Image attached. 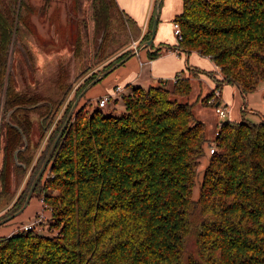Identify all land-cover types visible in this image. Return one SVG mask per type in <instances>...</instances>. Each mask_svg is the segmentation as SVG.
Returning <instances> with one entry per match:
<instances>
[{"label":"trees","instance_id":"obj_1","mask_svg":"<svg viewBox=\"0 0 264 264\" xmlns=\"http://www.w3.org/2000/svg\"><path fill=\"white\" fill-rule=\"evenodd\" d=\"M79 1L72 0L78 27L86 29L87 14ZM181 1L182 11L173 18L181 29V43L165 47L208 57L220 74L215 89L234 84L244 96L253 92L264 81V0ZM86 2L95 62L107 58L103 50L107 37L114 39L113 22L125 34L124 19L134 42L150 38L155 3L140 37L139 26L116 0ZM30 7L26 0H0V209L12 201L19 176L73 86L60 74L66 70L60 64L48 91L37 84L20 88L25 76L33 82L26 45L35 34ZM76 38L77 33L73 48ZM129 41L126 38L121 47ZM17 42L25 52L21 58L15 53ZM159 52H147L148 58ZM128 54H120L104 71ZM182 75L169 88L135 87L124 97L119 115L99 110L88 114V101L72 114L47 162L50 176L41 186L43 171L35 187L43 207L52 211L56 233L32 229L0 236V264H264V117L254 123L242 114L238 122H220L210 154L204 123L189 102L190 77ZM72 99H67L62 123ZM202 102L206 104L205 97ZM14 107L9 121L15 126L4 120ZM30 113L37 117L34 141ZM23 138L27 146L17 153V165L13 153L23 146ZM207 147L209 157L194 199Z\"/></svg>","mask_w":264,"mask_h":264},{"label":"rangeland","instance_id":"obj_2","mask_svg":"<svg viewBox=\"0 0 264 264\" xmlns=\"http://www.w3.org/2000/svg\"><path fill=\"white\" fill-rule=\"evenodd\" d=\"M34 1L37 6L42 4V0H34ZM71 1L72 0H54L53 2L54 8L52 9H55L58 6L61 8V12H62V10H65L69 7ZM155 2L156 0L154 1V3ZM81 3H82V11L85 10L84 13L87 14L86 17L87 26L85 29L83 25H79L77 31V38H76L77 46L75 44L74 48L71 47L72 41L68 39L69 36L67 37V34L66 36L64 34V37H61V35H59L60 38H58V36H56L58 30L57 32L53 33V30L50 29V23L47 20V18L32 20L34 26L37 28V33L35 35V38H31L26 43V45L28 47L30 54L32 55V60H33L32 63L33 82L29 80L28 76H25L26 78L22 79V82L19 81L20 88H23L25 86L29 87L31 85L37 84V86H39L40 89L45 88V90L48 91L49 82H52L51 79L53 78V76L56 73V70L61 64L62 66L61 68L63 69L65 67L66 70H61L60 74H64L66 80H69V82L72 83L73 85L67 99L69 98H73V99H72V103L69 106V110L66 114L63 123H62L61 115L64 109L66 108V106L68 105L67 99L64 102L63 106L61 107L60 111L58 112L57 116L51 123L48 130L44 133V136L40 140L39 147L36 149V152L34 153L30 165L28 166L24 174L21 176V178L19 176L17 180V184L15 185V193L12 198V201H10V203L6 205L4 208L0 209V221L6 218L7 216L13 214L15 212V209L18 206L19 207L22 206V204L24 203L25 198L32 185V182L37 174L36 173L35 175H33L34 167H36L38 162L41 163L40 164L41 167L42 163L45 160L48 150L50 149L54 140L58 136L63 124L66 121V118L70 110L73 108L74 102L76 101L77 97L82 92V90L89 84V82H91L92 78H95L98 74L102 73L106 68V66H108V64L115 62V59L119 57L120 54H122L126 50L129 51L130 53L134 51L136 48H138L143 42H145L143 41L142 43H139L138 41L134 42L132 40V36H133L132 29L129 27L127 23L125 24L122 22L124 21V19L121 20V23L124 26H126L125 34L124 31L120 30L116 22H113L112 28L114 29H111L110 35H113L114 39L108 36L105 42V47L107 48L103 50V52L107 54V56L106 54L105 55L103 54V56H106L107 58L105 60L95 62L96 59L95 60L93 59V53H94V49H93L94 37H93V27H92L93 24L91 21L88 20V14H89L88 6H87L88 2H86V0H80L79 1L80 9H81V5H80ZM179 6H181L180 0H162L161 17L159 21L160 31L164 30L163 41H167V45L169 46L170 45L178 46L181 43V42L177 43L176 37L173 34V18L175 17L174 16L175 11ZM152 13L153 10L151 14ZM59 25L61 30H63L64 22L62 20L60 21ZM157 36H161V34H157ZM126 38L130 40L129 43L121 47L122 43L126 40ZM162 47L164 48L163 45ZM150 50H155V48H153L152 46ZM184 58L188 60L187 61L188 64L198 67L201 71L199 73L198 70L191 69L187 73L186 70L183 68L184 74L182 76L190 77L191 91L189 94V102L192 104V112L194 116L198 120L204 123L206 136L211 141L210 147H215V144L212 141L215 139V136L217 134L216 131H218L217 128H219L220 122H223L225 120L231 122H238L242 117V112L244 113L243 116L244 119L246 120H249L254 123H257L260 120L258 113L250 112L248 108L252 107L251 109H253V111L257 110L264 114V81L260 82L257 88L253 92L247 93L246 97L243 98L238 87L234 84H223L219 89H215V84L213 83V80L210 77L211 75L210 76L208 75V72H211L212 76H215V78H217V76H220V74L218 71L215 72L212 63L208 59H206L205 56H200L192 52V54L188 58L187 56H185ZM136 60H138V58H136ZM88 66L90 67L87 70H85V68H87ZM112 74L113 71L112 73H109L108 75L103 77L105 78L104 80H102L103 79L102 78L101 79L102 81L100 80L99 82L94 84L89 90H87V92L81 97V100L77 102V105L74 107L72 114L75 111H77L82 104L86 103V101L89 102L85 108V111L88 114L93 110H99L103 115H109V114L119 115L120 113H122L124 111V106H123L124 97L132 95L133 89L135 87H141V86H139L138 84H132L130 85L129 90H127V92H125L123 96L119 97L115 103H113L112 101H108L106 103V106L99 107L97 104L98 98L107 94H113L114 92L112 87L103 89V82L105 80H108L110 78L109 76H111ZM112 79H114V76L112 77ZM174 82L175 79L167 80L164 83L160 81L158 83L149 86L162 85L164 87L169 88L173 85ZM127 83L128 81L126 80L125 77L117 78V80L113 82V84H117L120 87L125 86ZM83 85L84 88L82 89L81 86ZM141 88L146 89V87L145 88L141 87ZM79 89H82L80 93L77 96L73 97V94L76 91H79ZM215 90L219 92L218 95L215 94ZM204 97L206 104L202 102V99ZM216 103H218V105L221 107H223V104L226 103L227 105L226 110L228 113L225 118L221 119L215 113ZM243 103L246 104L247 108H245V104L243 105ZM1 112H2V107L0 108V125L2 121ZM29 117L34 123L32 129L33 130L32 140L34 141L37 139V126H36L37 117L35 113H30ZM57 128H58V132L56 133L55 137L52 138L51 136L53 135L54 130ZM209 148L207 147L204 156L200 158L197 180L195 181L193 194H192L194 199L198 197L199 183L201 180L202 171L209 157V153H208ZM49 176H50V168L48 166L46 169H44V173L42 175L39 184L43 186L46 179ZM35 187L33 189L29 203L27 204L25 209L11 220L0 225V236L12 235L16 233V231L19 230V228L22 227L23 224L29 222H33L35 224V228L33 230L36 232H40L44 234L56 233L57 229L51 228L52 224L54 223L50 219L52 211L50 212L49 208L47 209L43 207L42 204L43 197L42 195L39 196L38 190L35 189ZM11 188H13V186H11ZM21 198H23V200L19 205V202L17 201H21ZM17 204L18 206L16 207Z\"/></svg>","mask_w":264,"mask_h":264},{"label":"crops","instance_id":"obj_3","mask_svg":"<svg viewBox=\"0 0 264 264\" xmlns=\"http://www.w3.org/2000/svg\"><path fill=\"white\" fill-rule=\"evenodd\" d=\"M154 1L155 0H116V2L118 3V7L122 10V12L131 19H133L136 22V24L139 26L141 30V35H143L147 29V24L150 14L152 12ZM181 11H182V1H181V6L177 7L174 16L178 15ZM160 17H161V9L159 14V21H160ZM157 34H161V36H157ZM163 36H164V30L160 31V24L158 22L156 33L153 40V48L159 49L160 51L159 56L154 59H149L147 55V52H149V50L142 49L139 52H137L135 55L128 58L123 64H121L115 70H113V74L109 76L110 78L103 82V89L112 87L114 90L115 86H119L117 84H113V82H115L117 78L125 77L126 80L128 81V83L125 86L120 87V91L113 92L110 101L115 103L119 97L123 96V94L127 92V90H129V87L132 84H138L141 87L147 88V86L158 83L160 81L164 83L167 80H174L178 74H184L183 73L184 69L186 70L187 73L191 69L200 71L198 67L188 64L187 62L188 60L184 58L185 56H187L188 58L192 54V52L196 53L195 51H192L189 54H186L184 52L183 54H180L182 52L178 50L167 49L165 47V45L167 46V41H163L164 40ZM162 45L164 46V48L162 47ZM170 46L173 47L174 45H170ZM136 58H138V60H136ZM205 58L212 63L215 72L218 71V68L215 66V64L208 57L205 56ZM113 76L114 79H112ZM210 77L213 80V83L215 84V76L214 77L210 76ZM104 79L105 78H103L102 80ZM242 97L245 98L246 96L242 95ZM244 104L245 103H243V105ZM223 106L227 107L226 103H224ZM245 108H247L246 104H245ZM251 108H248L250 112H257L258 116L260 117V120L264 117L263 113L257 110L253 111V109ZM242 114L244 113L242 112Z\"/></svg>","mask_w":264,"mask_h":264},{"label":"water","instance_id":"obj_4","mask_svg":"<svg viewBox=\"0 0 264 264\" xmlns=\"http://www.w3.org/2000/svg\"><path fill=\"white\" fill-rule=\"evenodd\" d=\"M160 2L161 0H156L155 2V11H154V18H153V23H152V27H151V30H150V38L143 42L138 48H136L134 51L130 52L127 56H125L123 59H121L120 61H118L117 63H115L111 68L107 69L106 71L98 74L91 82H89V84L82 90V92L79 94V96L77 97L76 101L74 102V105H73V108L70 110L67 118H66V121L65 123L63 124L58 136L56 137V139L54 140L53 144L51 145L50 149L48 150L47 152V155L45 157V160L44 162L42 163L39 171L37 172L33 182H32V185L30 187V190L25 198V201L24 203L22 204V206L17 210L15 211L13 214H11L10 216H7L6 218L2 219L0 221V225L1 224H4L6 223L7 221L11 220L12 218H14L15 216H17L19 213H21L25 207L27 206V204L29 203V200L31 198V195H32V192H33V189L35 187V185L37 184L39 178L41 177L44 169L46 168V165H47V162L49 160V157L56 145V142L57 140L59 139V137L61 136L65 126L67 125V122L69 121V119L71 118L72 116V112H73V109L74 107L77 105V102L80 100V98L87 92V90H89L94 84H96L98 81H100L103 77H105L106 75H108L109 73H111L113 70H115L117 67H119L121 64H123L128 58H130L131 56L135 55L137 52H139L140 50L142 49H148L149 51H153V50H150L152 44H153V40H154V36H155V33H156V29H157V25H158V17H159V11H160ZM100 41V39H99ZM218 103L215 104V106H217ZM16 109V107L10 109L6 115H5V121L10 124V125H13L15 126L14 124H12L10 121H9V116L10 114ZM23 141H24V144L21 148H18L14 151L13 153V157H14V161L16 162L17 165H21V163L18 162V159H17V153L19 151H23L26 146H27V142L25 140V138H23ZM3 145H4V139H3V136L1 135L0 136V167L2 166V160H3V157H4V151H3Z\"/></svg>","mask_w":264,"mask_h":264},{"label":"flooded vegetation","instance_id":"obj_5","mask_svg":"<svg viewBox=\"0 0 264 264\" xmlns=\"http://www.w3.org/2000/svg\"><path fill=\"white\" fill-rule=\"evenodd\" d=\"M27 4H31V6L33 7L32 13H31V21L33 19H40V18H47V20L50 23V29L53 30V33L58 32L60 33H56L55 35L58 36V38H60L59 35H61V37H64V34L69 40L72 41L74 35L77 33V27H78V16L76 15L75 9H74V5L73 2H70V5L67 9L62 10L61 12V8L57 6V8L53 7V2L54 0H42V4L37 6L34 0H26ZM30 7V8H32ZM31 10V9H30ZM51 11V14H50ZM50 15V16H49ZM81 17H83L84 15H80ZM64 22V27L63 30H61L60 28V21ZM34 31L35 34L33 35V38H35V35L37 33V28L34 26ZM66 37V38H67ZM15 50H16V55L18 57H23L25 56V52L22 49L21 45L17 42L15 45ZM17 48V49H16ZM14 48L10 47V51H9V55H13L15 51ZM8 69H11L10 67ZM81 100V98H80Z\"/></svg>","mask_w":264,"mask_h":264},{"label":"built area","instance_id":"obj_6","mask_svg":"<svg viewBox=\"0 0 264 264\" xmlns=\"http://www.w3.org/2000/svg\"><path fill=\"white\" fill-rule=\"evenodd\" d=\"M173 34L176 37V41L181 42L182 40V33H181V29L180 26L177 22H173ZM116 91H120V86H115L114 87V92ZM218 91L215 90V94L218 95ZM113 94H107L104 96H101L98 100H97V104L99 107H104L106 105V103L108 101L111 100V96ZM215 113L218 115L219 118H225L227 116V110L226 107H221V106H215ZM214 147H210L209 149V153H213L214 152ZM35 228V224L33 222H29L26 224H23L22 227L19 228V230H17L16 232H22V231H28V230H32Z\"/></svg>","mask_w":264,"mask_h":264}]
</instances>
